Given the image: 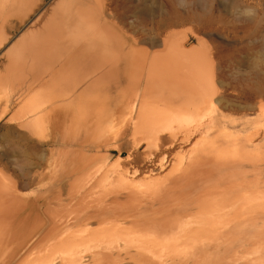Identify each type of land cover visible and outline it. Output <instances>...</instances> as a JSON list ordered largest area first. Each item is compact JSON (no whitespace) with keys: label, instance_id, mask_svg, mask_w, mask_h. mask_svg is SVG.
I'll use <instances>...</instances> for the list:
<instances>
[{"label":"bare ground","instance_id":"bare-ground-1","mask_svg":"<svg viewBox=\"0 0 264 264\" xmlns=\"http://www.w3.org/2000/svg\"><path fill=\"white\" fill-rule=\"evenodd\" d=\"M80 1L81 0H58L50 10L46 9L38 14L32 21L30 27L20 34L8 49L0 54V68L2 67V71H0V82L1 84L3 83L2 86H4L2 87L0 85V89L6 88L4 96H7V89L9 88L12 93L19 88L21 89V87L25 85L22 80L24 77L31 78L27 86H24L25 89L34 90V88L37 87L39 90V92L37 90L38 93L36 92L33 95L30 94L32 96H30L29 99H25L24 103L23 101L21 102V104H26L24 105L25 107L20 104L18 107L16 105L17 109H15V113L21 114L25 109L27 116H29V114H40L41 119L40 117H36V119L39 118V120L35 122H38V126L40 122L41 129L39 128L40 130H36V128H34L32 124L34 119L30 120L28 118L22 122L23 118H25L24 114L23 117L22 115L19 117L15 114V116L19 117V121L12 116L5 121L8 131L16 132L18 140L20 142L25 141L24 146L37 153L40 151V142L49 143L50 145L56 139V135L67 138L70 131V136H72V134L78 135L81 133L79 127L75 126L77 122V120L75 121L76 114L72 116L73 121L71 122L73 124L62 125L60 128L55 129L56 121L54 119L57 120L59 118L55 116L57 107L66 106L63 108H67L79 103H84L81 98L83 96L85 97L88 90H93L99 86H102L103 89L109 87L114 88V90L116 89V91L119 90L120 92L117 94V96L120 97L118 105L121 106L122 103L126 102L128 96L124 94L123 89H119L121 85L120 78L123 76L120 72V62H124V76L125 79L128 80L129 87L132 83L138 84L142 78L143 71H145L142 91L138 93L134 90V94L131 93L132 95L130 94L129 96V100L136 104L137 112L132 113L134 116L131 117L129 114L125 116L124 111L121 115L116 117L112 113L110 119L107 118L101 129L100 126L93 122L97 118L96 115L93 114L92 117H90L91 124L89 125V129L84 130L85 134L88 133L94 140L97 136L103 137L102 140L105 148L109 146V141L112 139L113 141H123V144L121 143L119 146L113 147L118 151V157L116 156L115 161L113 159L115 163L111 162L116 164L118 169H124L125 167L124 171L122 170V172H120L119 169V174L115 175H118L116 183L118 180L120 182V187L113 188L111 185L108 187L107 185L109 182L106 185L103 180H101V178L103 179V177L106 178L110 175L108 174L109 172H107V176H105V174L104 176L100 175L98 172L101 178L99 176L98 180H95L93 175H91L92 178L90 179L88 175L91 173H85V169L87 168L86 163L84 164L82 160H79L83 163L82 165H79L72 171L63 173V176L68 177V179L75 175V178L71 180L72 182L67 181L61 185L57 184V187L53 189H39L36 193V195L38 194L37 198L35 195L34 202L32 206L29 207L28 201H25L24 205L21 204L23 203L21 199L20 205H18L20 200L16 201V199H19L18 196L16 198L15 194V189L18 186L16 184L17 179L11 178L14 180L13 183L15 182L16 184L14 188L13 185L15 186V184L9 186L12 180L7 179V175L5 176V180L0 176V245L4 246L5 250H7L6 253L0 256V264H56L57 262L59 264H88L86 262H92L93 264L96 262L95 259H97V256L94 258V255H96L94 253H99V251L96 250L97 252L94 253H92V251L91 253L94 255H87L89 251L93 250V248H91V250L88 248L89 245H92L95 241L97 245L93 243L94 248L98 249L99 246H101L100 244H102L101 241H105L106 239L105 243L103 242L104 245L106 244V237H108L109 243L107 246L109 244L111 245L108 246V248L112 247V244L114 247V241L118 239L117 236L120 238L122 236V233H118L117 230L125 224L131 229L132 233L133 231L134 233L136 232L132 234L128 228L124 227L129 237L131 235L136 237L139 235V238L142 237L148 241L152 236L154 237L155 234L156 236L164 234L165 238L163 239H166L168 242L171 238L169 234L173 232L176 236L178 235L177 237L180 236L179 238L181 239L185 237L189 239L188 237H190V240H187L190 245L194 242L192 248L195 249L194 251L196 252H193L192 248V250H187V246L189 245H186L185 249L182 244L184 242L178 245L176 243L178 241L173 239L174 236H172L174 240L172 242H175L177 245L174 243V247L171 245L170 248H176L178 246L176 250L168 248L172 242L169 241L170 244L167 245L168 243H163L162 239L160 242H162L163 245H167L165 251L164 246H162L160 242L157 244L154 243L156 244V246H154L157 248L160 247L158 244L163 247H160V249H163H159L160 253L157 248L155 249L154 246L149 245L152 247L151 249H155L159 254L157 253V255L156 252L152 253L148 251V255L145 248V253H141V259L137 261L139 264H183L184 259L182 260V258L186 256L184 253L189 250L192 252L189 251L187 254L196 253V255H193H199L200 257H203L204 253L212 254V257L214 254V260L212 258L211 260L216 264V261L224 260V257H220V255L215 260L218 253L222 252L225 254L223 256H226L229 251L233 253V248H235L234 251H237V249L246 251L244 254H246L247 257L249 254L247 250H253L259 247L258 249L260 251V247L264 246V238L261 241L260 239L262 237L259 239V237L256 236L258 234L255 236L252 235H254L255 231V233H257V231L263 233L260 229L264 225L261 224V228L255 226L259 229L255 227L252 228L254 232H252V235L249 233L252 237L249 238V235L247 239V236L245 237L244 235L243 238L245 239L242 240V238L238 236L241 232L243 233L242 230H244L243 226V229L240 230V224L242 223H240V221L243 220L244 222L246 218L245 216V219L238 218L244 215L241 209H244L245 202L248 200L246 196L250 195L251 197H249L253 198L254 202L251 199H249V202L251 201L250 205L246 202L247 206L249 205L248 207L246 206L248 212L255 209L257 210L255 214L263 216L261 219H264V203L260 204L264 201V177L262 176L263 173H261L262 170L264 171V167H262L264 163V155L262 154L264 153H261V149L264 147V135L262 136L260 125H257L259 128L256 127L254 130L252 129L253 131L248 132L246 130L247 126L242 124L239 131H246L247 133L244 135H233V133L227 131L230 125L232 127H236V125L233 121L225 120V117L220 113L218 114L216 111L215 106L220 105L224 100L225 90L224 84L219 76L218 61H215L212 55L209 56L212 52L210 50L211 53L207 51L210 53H207V55L205 51L204 54L201 48L189 46L190 48L188 49L185 47L187 42L183 38L178 40L177 38L171 39L172 37L169 36L170 38L168 39L164 37L165 40L161 37L165 40V42L164 40L162 42L164 43L163 49L161 47V50L159 47L158 52H155L157 50L156 48L155 51L153 50L154 54H151L148 65L144 62L145 60L143 57L145 54L142 52V55L139 56L142 60L140 63H137L134 61V57H136L139 50L135 48L134 41L129 45L126 38L121 40V37L112 32L114 31L113 29L112 31L109 29L110 26L108 27L106 20H104L103 25L99 24L100 22L92 16L89 9L79 5ZM41 2L42 0H0V49L4 47L9 39L16 33L20 25H22L38 8ZM89 6L91 5L89 4ZM91 7H93V5ZM86 9L88 11H86ZM109 12L111 11L109 10ZM105 13L108 12L106 11ZM113 15L115 16L114 13L112 16ZM110 19L113 18L110 17ZM114 19L116 20L115 17ZM175 35L177 36V34ZM185 38H187L186 35ZM152 44L155 45L154 43ZM205 47L206 50L209 49L208 46ZM97 53L101 54V58L99 57L98 62H96L95 59V54ZM147 54L148 52L146 56ZM81 55L88 63L82 58L80 59ZM55 57L62 59L54 66L52 60ZM41 60L48 62L45 71L43 70L44 67L42 68L43 73L46 72V76L48 77L47 80L44 79L45 81H39L37 79L39 78L37 75L41 70L37 63H40ZM95 63L98 64L92 66ZM85 69H89L90 72L83 74ZM56 85L57 87L59 86L60 89L58 91H52L51 89ZM41 89H45L48 93L51 92V94H56L41 102L38 98V95L43 94H39L42 91ZM1 91L2 90H0V92ZM92 97H90L89 100L90 104L96 103L95 98L91 99ZM36 98L39 100L37 99V101ZM21 99L19 98V100ZM129 100H127V102H130ZM35 101L39 102V104L37 105ZM54 104L56 105L53 106ZM126 105L130 106L128 103ZM48 106H50V108H48ZM199 106L205 107L206 109L204 108V111H202V108L200 109ZM208 106L209 108L211 106V110L208 109ZM260 106L261 105L258 107ZM5 107L6 106H3L2 109L4 110ZM19 107H21V109ZM130 107H133V105ZM18 108L21 112H18ZM260 108L259 110H261ZM263 109L261 110V114L264 115ZM198 110L200 111V117H204V115L201 116V112L205 114V119L199 117L201 120H196L197 118L195 115L197 116ZM243 110H253V108L246 107L243 108ZM196 111L198 112L196 113ZM1 112L2 111H0V113ZM12 112H14V110ZM193 112L196 113L192 116L196 121L191 120ZM6 113L7 111L5 114ZM2 115H0V117H2ZM69 128L71 129L70 131ZM130 136L131 140L133 139L132 144L124 142L126 138ZM39 140L40 142H38ZM112 145L110 147H112ZM83 150L84 148H82L80 152L84 154ZM123 152H126L125 158H122L123 156L121 154ZM92 155L94 154L92 153ZM102 155L104 156L105 154L101 153L100 156ZM95 156L92 157L98 159L97 156L99 155L97 154ZM30 158L34 159V157ZM82 158H84V155H82ZM43 159L41 154L39 160L43 161ZM171 160H173V165L171 166H174V168L170 167V170L172 168L173 171L168 170L170 172H167L166 167L171 163ZM113 168L111 167L112 171H115ZM117 168L116 170H118ZM93 169L94 172L97 170H95V168ZM111 169L109 168V170ZM155 170L160 172L165 170L166 172L156 179H150L152 176L146 174H152ZM105 171H101V173L103 174ZM5 172L6 171H3L2 173ZM115 172H113V174H115ZM248 172L250 173V177L253 176L251 179L248 177ZM34 173L35 176H37L36 173L38 174L39 172ZM5 174H2V176ZM10 175L9 178L11 177ZM140 176H144L142 177L144 179L143 182H141L143 179ZM55 177V180L57 179L60 181L59 177ZM137 177L141 179H138L141 183L137 181L140 183L139 185L133 182L134 179L136 182ZM238 177L239 179H237ZM105 178V181H107V179L111 180V178ZM112 179H114V177ZM238 181L240 183H237ZM101 184H105L108 190L107 187H104L106 190L103 189ZM6 186L9 187L7 188ZM246 191L248 192L246 193ZM63 195L64 197H62ZM235 196H237V198H240V196L244 198L243 203L239 201L240 204L243 205L242 207H240L241 205L236 206V204H234L235 201H232V198ZM237 198L235 199L238 200ZM26 208L27 213L24 214L23 212ZM53 208L54 212L57 209L60 212L64 210V212H62L64 213V218L55 219L57 215L54 217V212L52 213L53 215L51 214L52 217L50 215V212H52L50 209ZM35 210L44 213L47 219L41 222L34 220L33 226L27 227L28 218ZM59 211H56V213ZM244 213L246 215L249 214L246 212ZM249 215L247 217H249ZM192 216L204 217L207 223L202 222L203 224L200 223V226H203L205 223V226L208 224V227L212 226L211 228L215 227L213 224H215V220H218V218L226 216L227 218H232L229 219L228 223H223L224 226L219 224L220 227L223 226L221 228L223 229L222 232L220 231L221 233H217V231L221 230L219 227L218 230H215V234L217 233L216 235H214V232L208 234L205 238L207 242L205 241L206 244L203 245V241L199 237L201 229L203 228L197 225L199 224L198 221H196L197 224L192 223V226L188 225L191 224L189 222L192 220L189 221L188 219L192 218ZM255 219L256 216L252 218V221ZM222 220L223 219L220 221L222 222ZM246 221H248V219H246ZM93 222L99 223V227L102 224V226H104V224H109L110 227L112 226L116 230L112 231L116 233L117 236L115 234V236H110V234L108 236L110 228L106 230V228L103 227L105 228L104 230L108 231L104 234L105 236H101L103 233L102 231L101 233L97 232L96 235H98V238L95 237V234H93V237L90 234V231L92 232L93 229L90 230L89 228V225ZM245 224L246 223H242L241 225L245 226ZM253 224L255 225V223L252 222L250 226L253 227ZM216 225L218 224L216 223ZM44 227H49L47 232L44 231L45 235L43 234L44 236L40 238L36 237L37 231L42 230ZM72 227L76 230L72 231ZM116 227L119 229H116ZM211 228L208 230H211ZM236 229L240 231L238 235L236 232H233ZM27 230L29 231L28 235L25 233ZM120 230L122 231V229ZM127 230H129V233ZM247 230L246 228V231ZM93 231L96 233L97 230L95 229ZM165 232H167V234ZM260 233L259 236L261 235ZM89 234L94 240L90 238L91 242L88 244ZM126 234V240L123 239L121 241L119 238L122 243L124 241V245L128 243L131 244L130 241H127L130 238H128ZM202 235L204 234L202 233ZM197 236L202 242L199 241ZM240 236H243V234ZM99 237H102L101 240ZM161 237L163 236H160V240ZM237 237L241 240H236ZM45 239L52 241L50 246L53 245V249L52 247L50 249V246H47V242L45 241V247L52 250L48 251L47 248L46 251L52 254L46 253V248H41L43 246L42 241ZM202 239L205 240L204 237ZM125 241L127 244H125ZM132 241L135 243L134 239ZM138 242L140 243L142 240H138ZM138 242L135 243L136 246L134 247H137ZM117 243L114 248L118 251L119 244ZM142 243H144V241ZM40 244L41 247H39ZM54 244L56 246H54ZM132 244L130 246H132ZM180 245H182V247H180ZM36 247H38L37 250L35 249ZM54 247L58 249L56 248V251L53 253ZM179 247L180 249H178ZM190 247L191 246L188 248ZM39 248L40 250H38ZM142 248L144 247L142 246ZM183 248L185 252H183ZM34 249L37 252L33 251ZM124 249L127 248L124 246ZM139 249L135 250L139 251ZM102 250L104 251V248ZM109 250L107 251L105 249L107 252H109ZM166 250H168V252H170L169 250L172 251L170 258L164 256L167 252ZM179 250L183 252L181 254L184 257L179 254L180 252L177 253ZM38 251H42L43 253H38ZM129 251L125 252L129 257V261L132 262L134 261V256H132V253L130 254ZM162 251L165 252L163 253L164 255ZM261 251H263V249H261ZM0 252L2 251L0 250ZM173 252L181 256V259H177L176 261L175 259L178 256L175 255L177 257L174 256V258ZM100 253L103 252L100 250ZM107 255L109 256L107 257ZM107 255H105L107 258L111 257V254ZM117 255H119V251ZM229 255L231 256V254ZM229 255H227L228 261L233 258V255L231 256L232 258ZM234 255L239 257L236 253ZM253 255L256 256V254ZM262 255H264V253ZM137 256H139L138 253ZM186 257L189 258L188 255ZM200 257L193 258L199 260L202 259ZM241 257H244V255H241ZM239 258H236V260ZM111 259H108V263ZM135 259H137V257H135ZM194 259V262L191 259L189 261L195 264L197 260L195 261ZM252 259H254V256ZM186 260H184V262ZM116 261L115 263L117 264ZM246 261L244 264L248 262ZM112 262H114L113 259L110 263ZM121 262L118 263L121 264ZM186 262L184 264H188ZM211 263L213 264V262ZM205 264L207 263L205 262ZM257 264H260V262Z\"/></svg>","mask_w":264,"mask_h":264},{"label":"rangeland","instance_id":"rangeland-1","mask_svg":"<svg viewBox=\"0 0 264 264\" xmlns=\"http://www.w3.org/2000/svg\"><path fill=\"white\" fill-rule=\"evenodd\" d=\"M57 1L58 0H42L41 4H39V6L37 8L38 10L36 9L25 20V22L22 25H20V27L18 28L16 33L9 39V41L4 45V47H2L0 49V54H2L6 49H8V47L11 46V44H13L15 39L30 27L32 21L38 16V14H40L41 12H43L46 9L50 10L55 5V3ZM71 1H77V0H71ZM79 3H80L79 5H82L83 8L89 9V12L92 13V16L95 17L96 20L100 22L99 24L103 25L104 20H106L108 27L110 26L109 29H111V31H112V29L114 31H116V32H114V31H112V32L114 34L116 33V35L121 37L120 38L121 40H124V38H126L128 40L129 45L132 43V41H134L135 48L139 50V52L136 54V57H134V61H136L137 63L141 62L142 59L139 56L142 55V52H144L145 58L143 57V59L145 61L144 60L143 61L145 62V64L148 65L151 54L152 55L154 54L153 50L155 51L157 49L155 52H158L159 47H160V49H161V47L163 49L164 43H162V42L165 39L164 37H166L167 39L170 37H172L171 39L177 38L178 40H181L183 38L187 42L185 47H187L188 49L190 47L201 48V50L203 52L205 51L206 54L211 51L212 53L210 52L211 54L210 53H208V54H210L209 56L212 55V57L215 59V61H218L217 64H218V68H219V76H220V80L224 84L223 86H224V90H225L224 100L222 101V103L220 105L215 106L216 111L218 114L220 113L221 115H223L225 117V120L233 121L234 124L236 125V127H232L230 125V127L228 128L227 131L230 133H233V135H244L245 133H247L246 131L245 132L239 131L242 124L247 126L246 130L248 132L253 131L257 127V125H260L259 127H261L262 136L264 135V132H263V130H264L263 129L264 128V115L261 114L262 113L261 110L264 108V106H262V105H264V0H81ZM89 4L91 6L93 5V7L89 6ZM99 5L101 6V8ZM87 9H86V11H88ZM91 9H93V10H91ZM109 10L111 12H109ZM106 11L108 13H105ZM113 13L115 14V16L114 15L112 16ZM88 15H89V13H88ZM110 17L113 19H110ZM114 17L116 18V20L114 19ZM7 33L9 34L8 31H7ZM183 33H184V35H183ZM175 34H177V36ZM178 35H180L181 37ZM185 35L187 38H185ZM161 37H163L164 39H162ZM165 40H164V42H165ZM152 43H154L155 45H153ZM145 46H147V47H145ZM205 46H208L209 49L206 50ZM160 49H159V51H160ZM146 51L148 52L147 56H146V53H147ZM205 52H204V54H205ZM95 55H96L95 56L96 62H98L99 57L101 58V54L97 53ZM137 55H138V57H137ZM81 58H82V55L80 56V59ZM60 59H62V58L55 57L52 60L53 61L52 64H54V66H55L56 63L59 62ZM82 59L84 61H86L84 58H82ZM37 64L41 70L44 67L43 70L45 71V69H46L45 67L48 65V62H46V61L44 62L43 60H41L40 63L38 62ZM96 64H98V63H95L92 66H94ZM123 67H124V62L121 61L120 62V68H121L120 72L123 76L120 78V84L121 85H120L119 89L120 88L123 89L124 94H126V96H128V98H126V102L122 103V105L119 106L118 101H119L120 97L117 96V94L120 91L119 90L116 91V89L114 90V88H109V87H107L106 89H103L102 86H99L97 88H94L93 90H88L85 97L83 96L81 98V100H83L84 103H79V104H76L74 106L67 107V108H63L66 106L57 107V109L55 110V116H58L59 118L57 120L54 119L56 121V124H55L56 128L55 129L60 128V126H62V125H64V126L66 124L70 125L72 123L71 121H73L72 116L74 114H76L77 116H76L75 121L77 120V122H76L75 126L79 127V129L81 130V133L78 135L72 134V136H70V134H71L70 130L71 129L69 128L70 132H69V135L67 136V138H62V136L56 135V139L50 145H49V143L40 142V140H39L38 142H40V145H39L40 151L37 152L38 154L36 152H34V150L26 148L24 146L25 141L20 142L18 140V138L16 137V135H17L16 132H9L7 129L6 121H5L7 119H10L9 118L10 116L14 117V119L17 118L18 120L17 119L16 120L19 121L20 115H22V117H23V114H24L25 118H23L22 122L25 121V119L27 120L28 118L30 120L34 119V121H32L34 128H36V130L40 128V122H39V126H38V122H35V121L39 120V118L36 119V117H40V114H37V115L36 114L35 115L29 114V116H27V112L24 108H23L24 109L23 112H21V110H20L21 107H19L20 109L18 108L20 110V111L18 110V112H21V114L15 113L16 112L15 109H17L18 106L26 105V104H23L25 102V99H29L30 96L35 94L38 90L37 87H35L36 90H35V88H34V90L33 89H31V90L25 89L24 86H27V84L30 82L31 78L30 77H27V78L24 77V78H22V80L25 83V85H23L21 87V89L19 88L18 90L14 91L12 93L10 88H9V89H7V96L6 95L4 96V94L6 92L5 91L6 88L0 89L4 92V93L2 91L0 92V97H1L0 101L2 102V103L0 102V106H1L0 111H2L0 113V115H2L5 110L7 111L6 114H5V112H6L5 111L4 114L2 115V117H0L1 118L0 119V169H3V170H0L1 171L0 176H1V178H4V180L6 179V177H7V179H11L12 177L15 180L17 179L16 184L18 186L16 188L17 190L15 189V191H16L15 194H16V198L18 196L19 199H16V201L21 199L23 202V203H21V200H20L18 205H20V203L24 205L25 201H28L27 203H28V206L30 207V206H32V204L34 202V199H35L34 196L36 195V193L39 189H43V190H47L48 188L53 189L54 187L55 188L57 187V184L61 185L62 183H66L67 181H71L73 178H75V175H73L71 178L69 177V179H68V177L63 176V173L66 171H72L74 168H77L79 165H82L83 163H81L79 160H82L84 162V164L86 163L87 168L85 169L86 170L85 173H91L90 175L87 174L90 179L92 178L91 175H93L95 180L96 179L98 180V177L100 175L104 176V174H105V176H107L108 174L111 175V174H113V172L117 171L118 173L115 172V174H113L114 176L113 175L107 176L109 179L111 178V180H108L107 177L105 178L103 176H102L103 179L101 178V176H100V178H101V180H103V182L106 185L109 182V184L107 185L108 187H110L109 185L113 186V188H119L120 187V184H119L120 182L118 180L116 183V178L118 175L115 176L116 174H119L120 168L118 169L116 167V164H113V163H115L114 161L116 160V156L118 157V155H117L118 151L116 149H114L113 147L119 146V144H121V143L123 144V141H117V140L113 141V139H112L109 141V146L107 148H105V146L103 145L104 142L102 140L103 137L101 138V136H97L94 140L88 133L85 134L84 130L89 129V127H90L89 125L91 124L90 117H92L93 114L96 115V117H97L93 122H95L102 129L107 118L110 119V115L112 113L116 117L118 115H121L122 112L124 111L125 116H127L129 114L132 117V116H134V114H132V113L137 112L136 104L129 100V96L131 93L134 94L133 93L134 90H135V92H138V93L142 91V86L144 85L145 71H143L142 78L140 79L138 84L132 83L129 87L128 86V80H126L125 76H124ZM41 70L39 72L40 75L39 74L37 75L39 77L37 79L39 81L40 80L45 81L48 78L46 76L47 74H46V72L43 73V70L42 71ZM0 71H2V67L0 68ZM89 72H90L89 69H85L83 71V74H87ZM0 85L2 86L3 83L1 84V82H0ZM2 87H4V86H2ZM59 89H60V87L59 86L57 87V85H56L51 90L52 91H58ZM41 90L43 92L41 91L39 94H41V93L44 94V95L43 94L38 95L39 96L38 98L41 100V102L49 99L51 96L56 94V93L51 94V92L48 93V92H46L45 89H41ZM38 92H39V90H38ZM30 94H32V95H30ZM23 95H24V97H23ZM90 97H92L91 99L95 98L96 103L90 104V102H89ZM2 98H4L5 100ZM19 98L20 99L22 98V99L19 100ZM38 98H36V100ZM127 100H129L131 103L127 102ZM22 101H23V103L21 104ZM37 101H35V103H37V105H38L39 102H37ZM127 103L130 104V106L133 105V107L126 105ZM258 103H259V105H261L260 106L261 108L258 107L259 106ZM260 103H263V104H260ZM16 105H17V107H16ZM55 105L56 104H54L53 106H55ZM117 105H118V107H117ZM3 106H6L4 108V110L2 109ZM53 106H51V107H53ZM206 107H207V105H206ZM246 107H252L253 110H243V108H246ZM48 108H50V106H48ZM201 108H202V111H204L203 109L205 107H200V109ZM210 108H211V106H210ZM210 108L208 106V109H210ZM259 108L261 110H259ZM96 109H97V111H96ZM13 110H14V112H12ZM210 110H209V113H210ZM198 111H196V113ZM196 113L193 112L191 117L194 116ZM209 113H207V114H209ZM263 113H264V109H263ZM15 114L19 117L15 116ZM199 114H200V111L198 112L197 116L195 115V117L197 118L196 120H198V119L201 120V119L206 118L205 114H202V112H201V116L204 115L205 118L200 117ZM40 119H41V117H40ZM191 120H195V119L192 117ZM20 121H21V118H20ZM254 125H256V126H254ZM35 126H37V127H35ZM259 127H257V128H259ZM91 138H92V140H91ZM132 140H131V136H130V137L126 138V140L124 142H126L128 144H132ZM263 143H264V141H263ZM112 144H114V145H112ZM111 145H112V147H110ZM82 148H84V150H83L84 154H83V152H80V150ZM92 153L94 155H92ZM101 153L105 154V155L104 156L102 155L103 156L102 157V156H100ZM261 153H264V147L261 149ZM41 154H42V158H44L43 161L39 160V157ZM97 154L99 155V156H97L98 159H95V157H96L95 155H97ZM82 155H84V158H82ZM121 155L123 156L122 158H125L126 152H123ZM262 155H264V154H262ZM90 156L91 157L95 156V157H92V159H91ZM30 157H34V159H31ZM101 157H102V159H101ZM36 158H38V159H36ZM113 159H114V161H113ZM111 162H113V163H111ZM172 163H173V160H171V163L166 167L167 172H170L171 170L173 171L172 168H174V166L173 167L171 166V165H173ZM107 167H109L110 169H111V167L112 168L116 167L118 170H116V168H113V170L115 169V171H112V169L109 170V168H107ZM170 167H172L171 170H170ZM262 167H264V163H263ZM93 168H95V170L96 169L97 170L94 172ZM122 170L124 171L125 167H124V169L121 168L120 172H122ZM168 170H170V171H168ZM3 171H6L5 172L6 174L2 173ZM101 171L102 172L105 171L106 173L104 172L102 174ZM34 172H39V173L38 174L36 173L37 176H35ZM98 172L100 175L98 174ZM107 172H109V173L107 174ZM165 172H166L165 170L161 171V172L158 170H155L152 174H146V175H151L152 177H150V179H156V178H158V176L160 177L161 175L165 174ZM1 173L5 174V175H3L4 177L2 176ZM261 173H263L262 176L264 177V171L263 170L261 171ZM8 174L9 175L11 174L10 178H9ZM248 175H249L248 177L250 179L253 177V176L250 177L249 172H248ZM55 176L59 177L61 182L58 181L57 179L55 180V178H56ZM155 176H157V177H155ZM33 177H36V178H33ZM113 177L115 180L112 179ZM140 177L142 178L144 176H140ZM104 178L107 179V181H105ZM138 179H139V177L136 178V182L137 181L140 182L139 180H141V179H139V180ZM237 179H239V177ZM11 180H12V183L9 186L15 184V182L13 183L14 180L13 179H11ZM143 181H144V179L141 182H143ZM240 181H241V179H240ZM3 182H5V181H3ZM103 182H101V183H103ZM133 182H134V184H138V185L141 183V182L136 183L135 179ZM237 183H240V182L238 181ZM16 184H15V186L13 185L14 188L16 187ZM105 184H101L102 186L101 185L100 186L106 190V188H104V187H107V186H105ZM117 185H119V186H117ZM9 186H6V187L8 188ZM108 187H107V190H108ZM109 189H111V188H109ZM263 191H264V189H263ZM247 192L248 191H246V193ZM37 195L35 196L36 198H37ZM249 196L250 195L246 196V198L248 199V200L246 199L247 200L246 202H247V204L249 203V205H250L251 201L249 202V199L253 200V198H250L251 196L250 197ZM62 197H64V195ZM235 198H237V196L232 198V201L233 202L235 201L234 204H236V206L241 205L240 207H242L243 205L240 204V202L242 201V203H243L244 198L241 196H240V198H237L238 200H236ZM246 202H245L244 209H241L244 215L239 217L238 219L244 218V216H245V218L248 219V221H246V219L244 218L245 221L243 222V220H241L240 223L242 222L243 224L244 223H246V224L249 223V224H247V225L245 224V226L241 225L242 223L240 224V226H241L240 230L243 229L242 226L244 227V230H242L243 233L241 232L243 234V236H240L242 234L240 233L239 230L237 231V229H236L233 231V232H236L237 235L239 232L240 235H238V236H239V238L241 237L242 240L245 239V238H243L244 235H245V237L247 236L246 237L247 239H248V236L250 234L252 235V232H254V231H252V230H254L252 228H254L255 226H257V227L259 226L261 228V226L264 225L263 224L264 219H261V218H263V216L256 215L255 212L257 213V210L253 209V207H252L253 210H251L252 213L248 212L247 207L249 205L247 206ZM253 202H254V200H253ZM263 203H264V201H262V203H260V204H263ZM245 207H246V209H245ZM54 208L50 209L52 211V212H50V215L54 212L53 211ZM261 210H262V208H261ZM56 211H59V210L57 209ZM56 211L53 213L55 215L52 214L54 217L56 215L58 216V217L56 216L55 219L56 218L58 219L61 217L64 218V213H62V212H64V210L61 212L60 211L57 212L58 214L56 213ZM244 212L249 213L250 215L249 214L246 215ZM23 213L24 214L27 213V208L25 209V211ZM251 214H253V215H251ZM248 215H249V217L253 216L252 218H254L256 216V219L252 221L251 217H250L251 219L249 217H247ZM257 216L259 217V219ZM225 218L227 221L225 220ZM231 218L230 217L227 218V216H226L223 218H218V220L216 219L215 224H213L216 227V228L214 227L215 229L211 228L212 226L208 227L209 226L208 224H207V226H205L206 225L205 223H207V222H205L204 217L192 216V218L188 219L189 221L191 219L192 220L190 222L189 221H187V222L191 223V224H188L190 226H192V223L197 224L196 221H198L199 224H197V225H199V226H200V223L203 224L202 222H205L203 225L204 227L200 226V228H203V229H201V232H200L201 234L199 235V237L203 241V245H204L207 242L206 241L207 239H205L206 236L208 234H211V232H214V235H216L217 233L219 234L220 231L222 232L223 229H221V228L224 226V224H226V222L228 223L229 219H231ZM46 219H47V216L44 213H41L40 211L35 210L32 212V214L28 218L27 227L33 226L34 220H38V222H41V221L46 220ZM219 219L220 220L223 219L222 222ZM249 220L251 221V223L252 222L255 223V225L253 224V227L250 226L251 223ZM218 221H220L221 223ZM259 221H261V222H259ZM216 223L218 225H216ZM219 224L223 225V226L220 227ZM101 226L99 227V223H96V222L91 223L89 225L90 230L96 229L97 231L95 233V231L92 230V232H94V233H92L90 231V234L93 236V234L96 235L97 232L101 233L103 231V233L101 235V236H103L106 232H108L106 230L107 229L109 230V228H110V233L108 232V236H109V234H110V236H112L114 234L116 235V233L113 232L116 230L112 226L110 227L109 224H106V225L104 224V226H102V227ZM217 226H218V228H217ZM103 227H105L106 230H104L105 228H103ZM121 227H119V228L122 229L123 232L117 227H116V229H119V230H117V232L118 233L121 232L122 236L120 235L121 236V238H120L116 235L118 239L116 238L117 240L114 241L115 244L117 242H118L117 244H119V247H118L119 255H117L118 251L116 250V248H114L115 244L113 247V244H112L113 241H112V243L110 242L112 244V247H109L110 248V250H109L108 246H111V245L109 244L107 246V244L109 243L108 237H106L107 242L105 245H104V243H105L106 239H105V241H101L102 244H100L101 246H99L100 249L94 248V244L97 245L96 244L97 242L95 243V241L94 242L92 241L94 243V244L92 243L93 246L90 244L92 247L89 245L88 248L90 250H91V248H93V250H91V251L88 250L89 252L87 255L96 254V255H94V258H96V256H97L98 260L95 259V261L97 263L95 262L93 264H102V263L103 264H112V263L116 264L115 261L118 259L119 260L116 262H117V264H120L118 262H121L122 258H123V260H122L121 264H134V263L139 264L137 261L141 259V256H142L141 253L142 254L145 253V248H146L147 252L148 251H150L152 253L156 252V254L158 252L160 253V250H163V249H160V247H161L160 244H158L160 246L159 248H157L155 246L157 243L162 241L163 238H165L164 234L163 235H157V236L155 234L154 237L152 236V238L147 241L146 239H143L142 237L139 238V235H137L138 233L136 234L137 237L133 236L131 234L130 235L133 237H131V236L129 237V234H126V232H125L126 229L124 228V227L128 228L127 225L125 224V225H123L122 228ZM219 227L221 230L217 231V233L215 234V230H218ZM257 227H255V228H257ZM263 227L260 229V231H262L263 233H260L258 231H257V233H255L256 232L255 231L254 235H252V236H255L256 234H258L256 236H258L259 239L262 237L260 239L262 241V239L264 238V230H263L264 228ZM48 228L49 227H46V228L44 227L42 230L37 231L36 237L40 238L41 236H44L45 235L44 233L47 232ZM210 228H211V230H208ZM236 228H238V227H236ZM246 228L248 229L247 231H246ZM72 229H73L72 231L76 230V229H74V227H72ZM128 229L131 232V229L130 228H128ZM257 229H259V228H257ZM129 230H127L128 233H129ZM111 232H112V234H111ZM25 233H26V235H28L29 231L27 230ZM133 233H134V231H133ZM165 233L167 234V232H165ZM202 233L204 235H202ZM259 233L263 236H261V235L259 236ZM125 234H126V236L128 235V238H130V239L133 238L135 243L138 242V240L139 241L142 240V242L144 241V243L138 242L137 247H134V246H136V244L132 241L133 239H131V240L129 239L127 241H130L131 244L132 243L133 244H132V246H130L131 244H129V243L127 244V242L125 241L126 242L125 244L128 245V247H127V245L123 244L124 241H123V243L121 242L123 239L126 240L127 237H125ZM168 234H169V232H168ZM171 234H169L171 236V238L168 235V237L170 238L169 239L170 242H172L174 240L178 241V242H176L178 245L180 243L184 242L182 244H183V247L185 249H186V245L191 246L190 248H188L189 246H187V250L193 249L192 244L194 242H192L191 245L188 242L190 240V237H188L189 239H187L186 237L184 239H181V238H179L180 236L177 237L178 235L176 236V234H174L173 232ZM91 235L89 236L88 244L91 242L90 238L93 239L91 237ZM237 235H234V236H237ZM251 235L249 236V238L252 237ZM97 236L98 235H96L95 237H97ZM106 236H107V234H106ZM160 236H163V237H161V240L159 239ZM172 236H174L173 237L174 240L172 239ZM212 236H213V233H212ZM168 237H167V239H168ZM203 237L205 240L202 239ZM101 238L102 237H99L100 240H101ZM111 238H113V237H111ZM119 238L121 239V241L119 240ZM200 238H199V241H200ZM239 238L237 237L236 240H238ZM135 239H137V240H135ZM113 240H115V239H113ZM165 240L166 239H163V243L167 242V240L166 241ZM239 240H241V239H239ZM45 241L47 242V246H50V243L52 241L45 239L42 241L43 246L41 247V244H40L39 247L45 249L46 248L45 247L46 246ZM169 241L167 242L168 243L167 245L170 244ZM202 241H200V242H202ZM263 241H264V239H263ZM154 243H156V244H154ZM160 243L162 244V246H164V251H165V249L167 248V245L165 244L166 245V247H165V245H163L162 242H160ZM172 243L170 244V246L168 248H170L171 245H172V247H174L173 245L175 242L173 244ZM176 243H175V245H177ZM149 245L150 246L155 245L154 246L155 249L157 248L158 250L159 249L160 250L157 252L155 249H151L152 247H150ZM52 246L53 245L50 246V249ZM54 246H56V245L54 244ZM104 246H106V247H104ZM124 246L127 249H124ZM142 246L144 248H142ZM57 247H54L53 253H54V251H56ZM148 247H150V248H148ZM180 247H182V245H180ZM180 247L178 249H180ZM262 247H260V251L258 249L259 247L258 248L256 247L253 250L252 249L247 250V251H249V254L247 253L249 258L246 256V254H244V253H246V251H242L240 249H237V251H234L235 248H233L232 250H233L234 254L235 253L238 254L239 257H241V255H244L245 258L241 257L242 258L241 259V258L237 257V255H234L233 253H230V251H229V253L226 254V256H223L225 254H223L222 252L218 253L216 255L215 260L220 255V257L221 256L224 257V260L223 261H216L217 264H234V262H235V264H244V262L246 260L248 262L246 261L247 263H245V264H248V263L249 264H251V263L257 264L259 262H260V264H262V263L264 264V260H262V259H264V257H263L264 255H262L264 253V246H262ZM37 248L38 247H36L35 249L37 250ZM47 248L45 249V252L48 254H52V253L46 251ZM103 248H104V251L102 250ZM139 248L140 249L142 248L141 251ZM161 248H163V247H161ZM176 248H170V249L176 250ZM184 248H183V250H184L183 252H185ZM35 249L33 251H36ZM50 249L48 248V251ZM52 249H53V247H52ZM105 249L107 251L109 250V252L105 251ZM135 249H139V251H137ZM261 249H263V251H261ZM0 250L2 251V252H0V256L3 253L7 252V250H5L4 246H2V245H0ZM38 250H40V248ZM96 250L99 251V253ZM100 250L103 253H100ZM115 250H116V252H115ZM194 250L195 249H193L192 251L196 252ZM232 250H231V252H232ZM42 251H44V250H42ZM42 251H38V253L39 252L43 253ZM50 251H52V250H50ZM125 251L126 252L129 251L130 254L132 253L131 255L134 256L133 257L134 261H132V262L129 261V257L126 255ZM164 251H162V254L165 253ZM166 251L167 252L165 253V255L164 254L163 255L170 258V255H172V253H171L172 251L171 250H169L170 252H168V250H166ZM189 251L184 253L186 256L187 255L189 256V258L185 256L187 260L185 259L184 256H182V254H181V253H183L182 251L180 252V250H179L177 253L180 252L179 254H181V256L184 257V258H182V260L183 259L186 260L187 261V262L185 261L186 263L194 264V263H192V261L194 259L193 257H200V256L199 255H197V256L193 255V254L196 255V253H192L189 255V254H187V253H189ZM192 251H190V252H192ZM91 252L92 253L97 252L98 255H97V253L92 254ZM104 252H105V254H104ZM139 252H140V254H139ZM133 253H136V254H133ZM137 253L139 256H137ZM173 253H174L173 257L175 255H177L176 252H173ZM107 254H111L110 255L111 257L107 258L109 256ZM229 254H231V256L233 255V258ZM253 254H256V256ZM105 255H107V257ZM148 255H149V252H148ZM227 255H229L232 258V259H230V257H229L230 261H228ZM252 255L254 256V259H252L253 258ZM177 256H175V257H177ZM181 256H178L175 260L177 261V259H181ZM207 256H208V258H207ZM135 257H137V259H135ZM214 257H215L214 254L212 257V254L204 253L203 257H200L202 259H199V260H197V258L194 259L195 261L197 260L200 262L199 263L196 261L195 264L196 263L205 264V262L207 264H212L211 262H213V264H216L213 261ZM257 257H260V258H257ZM261 257H263V258H261ZM111 258L114 260V262H112V263H110L112 261ZM211 258L213 260H211ZM236 258H239V259L236 260ZM108 259H111V260H109L110 261L109 263H108ZM190 259L192 261H189ZM184 260H183V264L185 263ZM86 263L92 264V262H86ZM56 264H59V263L57 262Z\"/></svg>","mask_w":264,"mask_h":264}]
</instances>
